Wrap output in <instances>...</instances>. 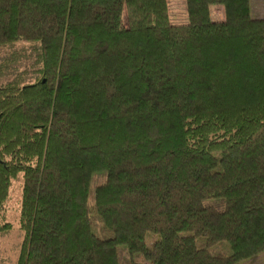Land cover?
Here are the masks:
<instances>
[{
	"label": "trees",
	"instance_id": "1",
	"mask_svg": "<svg viewBox=\"0 0 264 264\" xmlns=\"http://www.w3.org/2000/svg\"><path fill=\"white\" fill-rule=\"evenodd\" d=\"M183 1L174 24L166 0H0L13 264H237L264 250V15Z\"/></svg>",
	"mask_w": 264,
	"mask_h": 264
},
{
	"label": "rangeland",
	"instance_id": "2",
	"mask_svg": "<svg viewBox=\"0 0 264 264\" xmlns=\"http://www.w3.org/2000/svg\"><path fill=\"white\" fill-rule=\"evenodd\" d=\"M167 12L169 21L174 24L183 23L185 21V6L183 0H166ZM209 16L212 19H221L222 10L219 5H209ZM249 15L262 16L264 15V0H249ZM25 46L24 43H18ZM0 55H3V50H0ZM22 62V60H21ZM19 64V63H18ZM18 70L22 69L21 64L18 65ZM102 180L100 175H93L91 185ZM20 189V177L16 176L11 181L9 196L5 202L4 217L5 220L11 223L10 227L4 231L0 230V264H13L15 260L17 243L20 240V230L17 227V205ZM211 251L227 253L228 248L225 244H216L210 248ZM237 264H264V250L251 262L250 260L241 261Z\"/></svg>",
	"mask_w": 264,
	"mask_h": 264
}]
</instances>
